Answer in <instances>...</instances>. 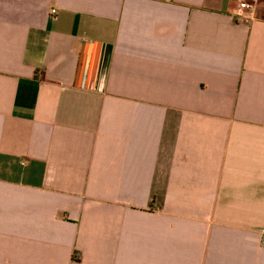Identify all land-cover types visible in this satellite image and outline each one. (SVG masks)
<instances>
[{
    "label": "crops",
    "instance_id": "obj_1",
    "mask_svg": "<svg viewBox=\"0 0 264 264\" xmlns=\"http://www.w3.org/2000/svg\"><path fill=\"white\" fill-rule=\"evenodd\" d=\"M262 231L264 0H0V264H264Z\"/></svg>",
    "mask_w": 264,
    "mask_h": 264
},
{
    "label": "built area",
    "instance_id": "obj_2",
    "mask_svg": "<svg viewBox=\"0 0 264 264\" xmlns=\"http://www.w3.org/2000/svg\"><path fill=\"white\" fill-rule=\"evenodd\" d=\"M238 7H239L240 10H246V9H249L250 8V5H247L246 3L241 2V3H239V6ZM50 17L52 19H55L56 18V10L55 9H51V11H50ZM260 244L262 246H264V231H262L260 233Z\"/></svg>",
    "mask_w": 264,
    "mask_h": 264
}]
</instances>
